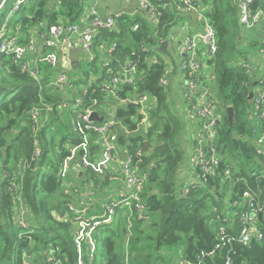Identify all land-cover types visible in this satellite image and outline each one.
I'll list each match as a JSON object with an SVG mask.
<instances>
[{
	"label": "trees",
	"instance_id": "trees-1",
	"mask_svg": "<svg viewBox=\"0 0 264 264\" xmlns=\"http://www.w3.org/2000/svg\"><path fill=\"white\" fill-rule=\"evenodd\" d=\"M151 1L161 13L157 26L138 14L125 16L117 21L116 30L102 32L96 44L97 54L102 40L109 46L117 45L113 55L115 68L128 60L137 61L143 73L137 84L138 92L149 94L157 101L156 108L150 112L151 126L147 133L132 132L129 137H120L118 143L122 150L134 154L145 141L153 145V151L142 156L143 169L154 165L143 194L147 204L146 219L140 220L136 212L131 215L124 214L125 209L118 210L109 220L111 224H103L96 230L99 236L96 237L94 259L90 260L87 253L80 257L75 239L76 225L65 221L69 196L62 189L60 173L70 153L67 138L58 133L59 128L76 133L72 123L74 118L59 109L62 93L50 87L55 79L52 69L44 67L47 75L37 80L0 55V264H180L184 258L192 264H226L227 259L231 264H264V238L249 246L242 245L237 239L239 219L234 216L235 211L242 214L247 210L243 195L251 192L263 209L260 225L264 237V155L257 153L263 122L260 113L248 104L249 94L256 86L261 87L264 79H259L244 66L249 62L251 50H264V18L250 31L248 39H244L246 31L240 24L237 4L232 0H203L208 10L205 15L214 26L218 41V51L209 64L216 78L215 92L222 115L214 143L221 164L215 176L207 181L199 179L200 185L183 196L181 190L185 181L181 179V172L185 164L186 151L182 143L185 125L169 104L168 90L160 86L166 72L164 61L159 57V62L154 64L151 60L155 49L168 39V33L177 22L187 18L178 16L173 5L169 7L170 0ZM252 7L264 12V0H255ZM84 11V0H55L53 3L32 0L30 8L21 9L20 19L15 21L13 17L10 23L16 22L27 35L40 22L75 25ZM1 20L4 23L7 20L4 9L0 13V28ZM136 23L141 26L133 32ZM244 41L248 42L245 46ZM142 47L154 49L144 52ZM81 70L88 74L93 68L88 66ZM132 90L130 86H123L119 95L126 98ZM104 98V93L92 88L86 95V103L93 105ZM34 107L41 109L42 126L38 131L30 119ZM229 107L234 111L232 125L227 116ZM137 113V107L133 105L116 109L117 118L131 130L136 129L132 118ZM49 124L51 137L47 134ZM80 143L78 135L70 147ZM38 146L39 157L35 155ZM56 150V161L51 160L50 154ZM228 169L231 171L229 179L226 178ZM85 174V186L91 181L99 187L106 182L91 171ZM96 185L91 189H96ZM113 200L109 197L105 202L111 204ZM235 203H239L237 208ZM18 209L25 211L24 220L30 223L28 229L21 226ZM229 212L233 217L227 216ZM55 213L60 217H54ZM92 215L90 209L84 213L85 217ZM225 219L231 224L227 235L234 240L216 251L214 256L207 257L219 243V228ZM177 246L180 247V258L175 262L171 260V251ZM98 250L100 258L96 255ZM203 255L204 258L198 260Z\"/></svg>",
	"mask_w": 264,
	"mask_h": 264
},
{
	"label": "built area",
	"instance_id": "built-area-1",
	"mask_svg": "<svg viewBox=\"0 0 264 264\" xmlns=\"http://www.w3.org/2000/svg\"><path fill=\"white\" fill-rule=\"evenodd\" d=\"M31 1L6 0L3 5L2 10L9 2H14L12 11L0 28V55L6 56L15 65L21 66L24 73H29L37 80L47 75L48 72L43 70L44 67H49L54 71L55 79L50 87L62 93L59 109L68 112L74 118L73 127L81 141L79 145L69 148L70 155L63 163L60 176L62 179L68 177L69 164L78 159L76 166L83 170V174L91 171L96 176H103L105 181L115 180L119 176H122L123 180L121 191L117 194L120 199L118 204H109L104 199L93 200L96 196L94 189L87 190L86 196L84 193L80 195V200H72L68 204L65 221H72L76 225L75 239L80 257L85 254L84 250L87 256L91 255L90 246H92L94 255L97 251L94 233L101 225L110 224L109 220L114 218L118 210L125 209L124 213L131 215L136 212L140 220L146 219L147 204L143 200V194L148 186L149 172L154 167L150 165L148 170L143 169L141 149L134 154L127 149L120 148L119 135L117 136L116 130H121L120 126L123 122L117 118L116 109L118 106L128 105L137 107V116L132 118V121L136 122V129L131 130L123 123L125 129L123 132L127 135L126 137H129L132 132L147 133L151 125L150 112L156 108L157 101L149 94L138 92L137 84L143 73L140 72L137 61L128 60L124 65L119 64L118 67H114L113 55L116 44L109 46L102 40L98 48L99 54L96 52L100 34L104 31L116 30L117 21L125 17L124 12H117L114 15L109 13L108 17L101 19L94 8H87L88 4L96 0H84L85 11L75 25H48L40 22L37 27L28 31L27 35L22 33L20 27L10 29L8 23L21 11L24 2ZM49 1L55 2V0ZM232 1L238 5L240 24L245 31H253L257 28L264 18V12L261 9H253L252 5L255 0ZM118 2L121 4L134 3L142 19L154 26L160 23L161 13L151 0H118ZM168 4L169 7L173 5L178 16L187 18L181 25L176 28V24L171 30L174 50L173 53H169L172 58L177 57V61H171L166 55L160 53L159 49L163 41L158 45V49H155L156 53L151 61L154 64L159 62L160 58L164 61L166 72L160 80V86L166 91L172 84L173 72H176L177 68L181 72V75H177L184 80L183 99L190 111L188 119L193 127L189 136L194 139L193 144L187 149L188 163L190 168L199 173V177L196 173L195 179L200 178L207 181L209 177L216 175L221 164V158L214 143L218 137L217 126L222 120V115L218 108L217 93L211 88L216 79L214 73L205 78L199 73L205 68H212L209 62L218 51L217 33L205 15L208 10L203 5V0H170ZM194 23H199L198 31L192 30ZM140 26V23H136L132 28L133 32H137ZM38 41H43L41 47ZM76 48L81 50L77 61L78 67L74 66L71 59L72 50ZM153 49L151 47L141 48L144 52H153ZM81 62H84L83 68ZM88 66H92L93 70L88 71V74L82 72L81 69L84 70ZM244 66L249 68L247 64ZM123 86H130L134 89L126 98L119 95ZM92 88H98L104 93L105 98L108 97L115 102L114 118H107L100 114L99 116L104 118L103 122L90 121L91 115L96 112L94 107L97 105V102L93 105L86 103V95ZM105 98L102 101H105ZM252 105L255 111L260 113L259 118L263 122L261 127L263 134L257 140V153L264 155V81L261 87L254 90ZM30 119L35 125V131H38L42 126L41 109L34 107L30 111ZM92 148L95 149L93 153ZM40 153L38 146L35 155L39 157ZM230 172L229 169L226 171L228 179L231 177ZM93 185L91 182L86 187ZM199 185L198 182L185 184L181 190L183 196H187L193 187ZM65 189H68L65 190L66 193L74 189L76 195L79 194L77 186L71 183H68ZM243 197L247 210L242 214L235 211L234 216L238 217L240 223V234L237 239L242 245L249 246L254 242H261L264 238L259 219L263 209L261 203L251 192H245ZM96 202L102 208L103 213L100 215L94 213L91 217H85L84 213L89 209L93 211V203L97 204ZM234 206L237 208L239 203H235ZM22 221H25L24 214L20 218L21 226ZM230 226L229 220L225 219L224 225L219 228V243L215 251L207 254V257L214 256L216 251L232 243L234 239L227 235ZM22 227L25 228V226ZM203 258L204 255L198 260ZM231 263V260L227 259L226 264ZM180 264L192 263L184 258Z\"/></svg>",
	"mask_w": 264,
	"mask_h": 264
},
{
	"label": "crops",
	"instance_id": "crops-1",
	"mask_svg": "<svg viewBox=\"0 0 264 264\" xmlns=\"http://www.w3.org/2000/svg\"><path fill=\"white\" fill-rule=\"evenodd\" d=\"M136 7H137V5L134 3H131V2L129 4H127V3L121 4L118 2V0H96V1H93L90 4H88L87 8H89V9L94 8L95 12L99 15V17L101 19H105L106 17H108L109 13H113V15H114V13H117V12H124L125 16H129V17L136 16L139 13V11L136 10ZM11 24H14V26H16V22H12V23H10V25ZM11 29L13 30L14 27L13 28L11 27ZM192 30L198 31L199 30V23H194L192 26ZM173 33H174V31H173ZM175 34H176V31H175ZM167 40L169 41V47H168L169 52L173 53L174 48H173L172 38H171V40H169V39H167ZM38 43H39V47H41L43 41H38ZM247 43H248L247 41L246 42L244 41L243 45L245 46ZM39 51H40V49H39ZM256 52L259 54L253 55V53H252L248 58L249 62L247 65H248L250 71H252V73H254L259 79L262 80L264 78V54H263V50L256 51ZM170 59H171V61L172 60L176 61L177 57L175 58V56H174L173 58L171 57ZM256 63L258 64L257 69L255 67ZM172 67H173V65H172ZM257 70H258V73H257ZM259 71H260V75H258ZM176 72H173V79H172V84L168 90V95H169L168 97H169V104L171 105L173 112L176 113V111H177V113H176L177 115L179 113L182 115V117L181 116L180 117H181L182 121L184 122L183 124L185 125L184 130H183L184 138H182V143L184 142L183 146H184L186 152H185V164H184L183 170L181 172V179H183L185 181V183H187L188 177H187V174H186L184 168H185V165L189 166L187 149L190 145L193 144V142L191 141L190 136H189V133H191L190 131L193 130V127H192L190 120L188 119V115H189L190 111H189V109H188V107L185 104L184 99H183V92H184L183 91V88H184L183 81L184 80L182 77L177 75V74L181 75V72L178 70V68L176 69ZM211 86H212L211 88L215 91V83L214 84L212 83ZM258 88H259V86H256L255 90H257ZM174 92H176V93L174 94ZM97 103H99V105H96L94 107V109L100 115L101 113L97 110V108L100 107V105H103L105 103V101H100ZM181 106H186V110L184 112L181 111L182 110ZM120 127H121V130H119V131L116 130L117 136L119 135V138L120 137H126L127 135L124 134V132H123V131H125L124 124L122 123ZM152 151H147V153H151ZM91 152L92 153L95 152V149L92 148ZM77 160L75 159V161H72L69 164L68 176H69L70 183L73 185H76L77 188L79 189L78 193L80 195H83L85 192L84 190L89 191V189H91L92 186L84 188L85 187L84 182H86V176H85V174H83V170L79 169L76 166ZM151 165H153V164H151ZM149 167H150V165L147 166V170L149 169ZM194 179H195V177H194ZM94 191L97 193L99 190L97 188L96 190L94 189ZM92 208H93L92 212L95 213V215L101 214L102 208L100 207V205L93 203ZM124 214H128V213H124ZM232 217H233V215H232Z\"/></svg>",
	"mask_w": 264,
	"mask_h": 264
},
{
	"label": "rangeland",
	"instance_id": "rangeland-1",
	"mask_svg": "<svg viewBox=\"0 0 264 264\" xmlns=\"http://www.w3.org/2000/svg\"><path fill=\"white\" fill-rule=\"evenodd\" d=\"M13 4H14V2H9L8 4H7V6L5 7V9H4V11H5V15L8 17V15H9V13L12 11V8H13ZM30 5H31V2H29V3H23V5H22V8H30ZM20 13V12H19ZM16 14L15 16H14V18H15V21H18V19H20V17H21V15L20 14ZM2 21V23L3 24H5L4 23V21L3 20H1ZM6 22V21H5ZM9 24V27H10V29H11V27L13 28H15V27H20V25H16V26H14V24H11L10 25V23H8ZM182 24V22H180V23H178L177 22V25L175 26L176 28L178 27V25H181ZM14 30V29H13ZM249 35H251V33H250V31H246L245 32V37H244V39H248V37H249ZM168 39L169 40H171V33L169 32L168 33ZM253 53V55H258L259 53H257L256 52V50H251V54ZM176 61H177V59H176ZM256 62V61H255ZM81 67L83 68L84 67V62H81ZM255 67H256V69L258 68V64L256 63V65H255ZM91 68H92V66H91ZM247 68V67H246ZM248 70L250 71V69L248 68ZM252 72V71H251ZM212 73H214V71H213V68H205L202 72H200L199 73V75L202 77H210L211 76V74ZM257 73H258V70H257ZM258 75H260V71H259V74ZM264 79V78H263ZM176 92H174V94H175ZM181 111H185L186 110V106H181ZM97 110L102 114V115H105L107 118L109 117V118H114V113H115V102L114 101H112L110 98H105V103L103 104V105H100V107H98L97 108ZM176 113H177V111H176ZM178 116H181L182 117V115L179 113L178 114ZM67 120H69L68 118H66ZM50 124H49V126H48V128H47V134H48V137H51L52 136V134H51V129H50ZM56 127H58V124L56 123ZM58 133H59V135L61 136V137H66L67 138V142H68V146H67V148L69 149L70 148V143L72 142V141H74L75 139H77L78 138V135L76 134V133H74L71 129H69V130H67L66 128H59V130H58ZM190 139H191V141L193 142L194 141V139L192 138V137H190ZM51 156H50V159L52 160V159H56L57 158V156H58V154H57V150H56V153L54 152V153H51L50 154ZM56 161V160H55ZM184 170H185V172H186V174H187V183H189V184H196L197 182L198 183H200V181H199V179L200 178H197L196 180L194 179V177H195V175H196V172L192 169V168H190V166H188V165H185V168H184ZM62 178V177H61ZM63 180V187H62V189H65L66 188V186L68 185V183H70V180H69V176L68 177H66V178H64V179H62ZM88 182V181H87ZM91 182H93V184L94 185H96V183L94 182V181H91ZM91 182H88V184H90ZM187 183H185V184H187ZM123 185V180H122V176H119V178H117V179H115V180H107L106 182H105V184H102V186H100L99 187V185H96L97 186V188H98V192L96 193V196L94 197V199L93 200H97V199H99V200H101V199H107V198H109V197H111L112 195H114L115 197V199L116 200H120L118 197H117V194L121 191V186ZM84 188H86V186L84 187ZM96 188V189H97ZM104 188V189H103ZM95 189V190H96ZM65 190H68V189H65ZM85 192V196H86V194H87V190H84ZM65 193H66V191H65ZM68 196H69V200H68V202H71L72 200H75V201H77V200H80L79 198H80V194H78V195H76V193H75V190L74 189H71L70 191H69V193H66ZM100 197H102V198H100ZM97 203V202H96ZM97 205H99L98 203H97ZM67 208H68V205L66 206ZM25 212V211H24ZM22 210H20V209H18V216L21 218L22 217V215L23 214H25ZM103 213V210L101 209V214ZM232 215H233V213L231 212H229L228 213V217H232ZM60 217V214H58V213H55L54 214V217ZM112 221V220H111ZM112 223V222H111ZM110 223V224H111ZM120 224V223H119ZM126 224H127V227H129V224L126 222ZM121 225V224H120ZM124 225V224H123ZM22 226H25V228H29L30 227V223H27V222H25V221H22ZM99 229V228H98ZM98 229H97V231H98ZM95 232L94 233V241H96L97 239L95 238V237H97V236H99V234H98V232ZM127 237V238H126ZM129 237V235L128 236H125V239H124V244H126L127 243V241H128V238ZM96 244H97V242H95V246H96ZM77 250H78V247H77ZM179 250H180V247L179 246H177V247H174L173 249H172V253H171V257H172V259L171 260H173V261H178L179 260V258H180V252H179ZM89 252L91 253V255H89L88 256V258L90 259V260H93L94 259V257H95V254L93 255L92 254V246H90V248H89ZM179 252V253H178ZM84 253H86V251L84 250ZM98 257L97 258H100L101 257V252H100V250H98V252H97V254H96Z\"/></svg>",
	"mask_w": 264,
	"mask_h": 264
},
{
	"label": "water",
	"instance_id": "water-1",
	"mask_svg": "<svg viewBox=\"0 0 264 264\" xmlns=\"http://www.w3.org/2000/svg\"><path fill=\"white\" fill-rule=\"evenodd\" d=\"M6 3V0H0V13L2 11V7L3 5ZM168 47H169V42L168 40H164L159 51L160 53L166 55L167 57L171 58V55L168 51ZM81 53V50L79 48H76V49H73L72 50V56H71V59L73 61V64L75 67H78V57ZM253 98H254V91L251 92L248 96V104L249 105H252L253 103ZM227 116H228V120L230 122V124L232 125L233 124V120H234V111L231 107L227 108ZM104 118L103 117H100L99 114L97 112H94L91 117H90V121L91 122H103ZM220 124V122H218V125ZM153 150V145L149 142V141H145L143 143V146L141 148V154L144 155L147 153V151H152ZM124 157H126L124 155ZM100 178L102 180H104V177L103 176H100ZM259 219H260V222L262 223L263 222V213L261 212L260 215H259Z\"/></svg>",
	"mask_w": 264,
	"mask_h": 264
},
{
	"label": "bare ground",
	"instance_id": "bare-ground-1",
	"mask_svg": "<svg viewBox=\"0 0 264 264\" xmlns=\"http://www.w3.org/2000/svg\"><path fill=\"white\" fill-rule=\"evenodd\" d=\"M113 203H116V204H118V203H120L118 200H113L112 202H111V204H113Z\"/></svg>",
	"mask_w": 264,
	"mask_h": 264
}]
</instances>
